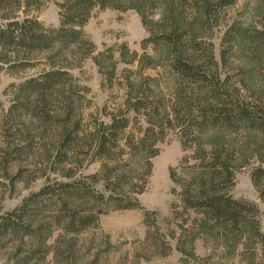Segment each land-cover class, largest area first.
Instances as JSON below:
<instances>
[{
    "label": "trees",
    "instance_id": "1",
    "mask_svg": "<svg viewBox=\"0 0 264 264\" xmlns=\"http://www.w3.org/2000/svg\"><path fill=\"white\" fill-rule=\"evenodd\" d=\"M45 1L50 0H0V66L8 55L20 54L45 55L49 65L17 85L22 104L33 99L44 107L52 102L65 107L56 120L57 145L49 158L63 180L48 179L0 215V238L31 241L15 254L16 264H42L52 253L48 242L56 230L79 235L112 210L142 209L149 224L157 212L145 210L138 195L147 187L152 159L169 128L179 130L184 152L170 170L180 200L171 213L179 230L177 235L172 227L170 234L176 249L200 259L194 246L187 250V237L205 235L237 264H264L260 209L231 194L237 170L250 166L252 184L264 198V25L229 23L218 61L214 37L219 14L237 0H56V27L28 16ZM95 9L135 11L148 34L141 41L143 52L131 51L125 43L118 59L112 48L97 52L84 30ZM87 59L97 66L102 86L105 80L113 89L122 85L124 114L109 113L108 122L79 135L80 119L72 117L78 99L67 90L77 86L73 69ZM119 63L131 67L119 71ZM235 63L238 72L230 74ZM131 112L144 118L143 135H120L130 125ZM80 148L89 163L102 162L98 172L76 176L84 167Z\"/></svg>",
    "mask_w": 264,
    "mask_h": 264
},
{
    "label": "rangeland",
    "instance_id": "2",
    "mask_svg": "<svg viewBox=\"0 0 264 264\" xmlns=\"http://www.w3.org/2000/svg\"><path fill=\"white\" fill-rule=\"evenodd\" d=\"M23 16L21 14L20 18ZM28 16L38 19L46 27L58 26L57 1L42 2L39 8L31 9ZM234 20L264 25V0H237L219 14L214 37L218 61L223 31ZM84 30L96 45L97 52L112 48L116 59L119 58L118 48L124 43L131 51L142 53L141 41L148 36L140 17L133 10L95 9ZM22 61L24 63L16 64ZM48 67L42 54L8 55L0 66V215L16 208L48 179L63 180L52 170L54 166L49 163V158L55 153L59 133L56 120L64 111V104L52 102L44 107L30 99L24 107V101L16 92L19 83L37 77ZM129 67L124 63L118 65L119 71ZM228 70L230 74L237 73V63ZM72 73L77 86L67 91L78 99L72 105V117L80 119L79 135H88L99 127L101 121L108 122L109 113L123 117L122 85L115 84L113 89L105 80L102 86L104 79L91 59L82 62ZM33 113L41 116L34 118ZM128 116L130 125L120 135H143L146 124L142 115L131 112ZM166 133L164 140L158 143L159 153L152 159L153 171L147 187L138 195L145 210L157 212V215L150 216L149 224L144 221V210L127 209L101 215L98 225L79 235L56 230L48 242L52 245V253L42 264H237L228 251L222 250L214 239L205 235L189 234L187 237V250L194 246L200 259H194L190 254L182 255L176 249V239L170 237L172 227H176L171 213L180 200L173 193V188H179L172 182L170 170L179 164L184 152L179 130L169 128ZM79 150L84 167L77 171L76 176L98 172L102 162L89 163V157L81 152L83 149ZM231 194L257 203L264 231V198H260L252 184L250 166L237 170ZM175 231L178 235L177 227ZM166 243L171 245L170 249L166 248ZM30 245L29 239L15 236L0 238V264H16L15 254ZM183 257L189 263L182 260Z\"/></svg>",
    "mask_w": 264,
    "mask_h": 264
}]
</instances>
